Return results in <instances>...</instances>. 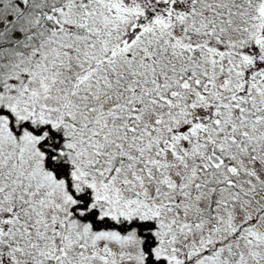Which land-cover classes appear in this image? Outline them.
<instances>
[{
    "label": "snow or ice",
    "instance_id": "1",
    "mask_svg": "<svg viewBox=\"0 0 264 264\" xmlns=\"http://www.w3.org/2000/svg\"><path fill=\"white\" fill-rule=\"evenodd\" d=\"M0 264H264V0H0Z\"/></svg>",
    "mask_w": 264,
    "mask_h": 264
}]
</instances>
